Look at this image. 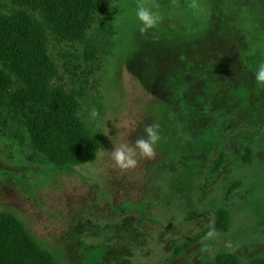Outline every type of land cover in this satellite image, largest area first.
I'll return each mask as SVG.
<instances>
[{
	"label": "rangeland",
	"instance_id": "obj_1",
	"mask_svg": "<svg viewBox=\"0 0 264 264\" xmlns=\"http://www.w3.org/2000/svg\"><path fill=\"white\" fill-rule=\"evenodd\" d=\"M62 1L19 9L43 23L51 84L101 148L88 165L55 168L29 124L48 121L50 109L23 93L17 103V78L0 62V212L64 264L264 257V86L254 75L264 62V0H143L161 17L145 33L139 0H83L86 24L72 34L43 10ZM148 125L161 136L155 158L117 168L114 143L133 145ZM222 208L231 211L230 232L205 239Z\"/></svg>",
	"mask_w": 264,
	"mask_h": 264
},
{
	"label": "trees",
	"instance_id": "obj_2",
	"mask_svg": "<svg viewBox=\"0 0 264 264\" xmlns=\"http://www.w3.org/2000/svg\"><path fill=\"white\" fill-rule=\"evenodd\" d=\"M34 1L40 0L0 2V62L4 66H11L12 74L17 78L20 86L15 95L17 103L23 104V93L31 102L45 104L50 109L53 117L48 121L34 118L29 124L37 142L41 146H47L46 150L54 155V167L59 170L82 167L97 158L101 142L73 119L71 105L65 100L57 82L56 85L51 84L56 79V72L49 58L48 45L41 35L43 23L19 9L33 5ZM60 6L59 9L43 7L47 12L46 16L52 18L53 25L58 30L72 34L85 27L87 9L83 0H65ZM3 79L1 76L0 83H4ZM171 115L174 120H170V128L177 124L173 123L177 121V113ZM252 157V150L246 148L243 158L245 164L250 165ZM222 164L221 156L216 161L213 172L219 171ZM233 191L234 188H231L230 194ZM232 219L229 209H220L214 230L224 234L230 232ZM0 264L64 263L43 248L18 217L0 212ZM204 264H264V257L247 259L232 252L219 253Z\"/></svg>",
	"mask_w": 264,
	"mask_h": 264
},
{
	"label": "clouds",
	"instance_id": "obj_3",
	"mask_svg": "<svg viewBox=\"0 0 264 264\" xmlns=\"http://www.w3.org/2000/svg\"><path fill=\"white\" fill-rule=\"evenodd\" d=\"M191 7H197L193 2ZM136 17L139 20L141 27L140 32L145 33L157 26L161 17L154 13L150 7H147L143 0H139L136 7ZM255 81L258 86H264V62L260 63L255 72ZM98 112L93 109L92 116L95 118ZM119 129L120 125H115ZM156 125H148L144 128V136L138 137L133 145L128 143H114V150L111 151L112 160L117 168L123 171L135 169L138 166L139 159H154L156 156L155 146L161 139ZM119 135L121 133L119 132ZM118 135V136H119ZM215 230H210L205 239H210L216 236Z\"/></svg>",
	"mask_w": 264,
	"mask_h": 264
}]
</instances>
